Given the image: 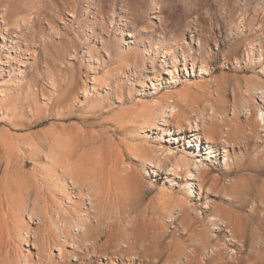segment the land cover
Masks as SVG:
<instances>
[{"label":"rangeland","instance_id":"rangeland-1","mask_svg":"<svg viewBox=\"0 0 264 264\" xmlns=\"http://www.w3.org/2000/svg\"><path fill=\"white\" fill-rule=\"evenodd\" d=\"M250 45L256 48L254 58L248 56ZM256 50L264 53V0H0V134L26 137L31 142L38 141V136L46 131L67 127L74 133L82 130L80 133H85L90 140L89 148L95 147L98 152L100 148L114 151L123 143L132 144L135 137L145 136L140 132L137 137L138 133L126 131L121 127L126 123L120 119L135 103L151 99L138 93L144 89L145 75L152 77L154 73H161V55L172 52L180 59L185 54L189 56L188 68L192 64L199 66L208 55H213L212 62H207L213 78L227 80L223 93L230 110L234 95L242 100V92L233 93V87L241 82L244 90L249 79L264 83ZM93 78L107 79L111 90L104 91L98 83L100 80L94 83ZM191 82H202V79L191 77ZM186 83L183 78L181 86ZM181 86L170 89L177 91ZM86 87L90 90L89 96L84 95ZM162 88L159 95L166 92V85ZM239 120L245 124L244 117L240 116ZM148 140L150 147L160 145L155 139ZM240 146L253 155L258 152L252 138L234 145ZM127 162L136 163L130 156ZM25 164L28 170L32 168V164ZM253 165L248 161L238 173L229 174L220 166L211 165L209 174V180L215 179L219 185L211 201L223 212L226 208L245 218V225L237 230V238L231 237L225 227L211 230L204 214L203 221L194 218L191 220L194 225L185 231L180 223L183 217L171 222L168 212H162V206L159 208L161 188L169 189L175 197L171 203L170 199L166 201L171 204H166L169 209L179 208L177 197L190 200L192 205L198 204L179 187L165 186L164 176H149L145 181L154 183L155 188L145 187L141 201L133 195L131 200L113 196L102 219L91 218V237L86 240L94 243L95 249L83 246L74 250L68 244L66 252L70 251V256L62 263L264 264L260 258L264 250L259 254L264 240V209L250 210L251 199L259 201V192L264 188V173ZM3 175L1 170L0 178ZM234 179H242L249 185L251 199L245 204L234 197L229 199L234 192L230 189ZM234 193L241 194L237 190ZM74 201V208L81 214L87 212L88 205L84 206L78 197ZM192 216L195 217L194 213ZM29 224L33 230L38 229L35 219ZM204 228L211 232V243L222 248L221 254H211V245L206 249L200 245L199 234ZM28 246L31 264H56L46 253L39 258L32 245ZM26 249L23 246V252ZM189 249L193 253L188 260L184 254L172 253H185ZM53 252L58 255L55 247ZM14 255L19 256L16 249Z\"/></svg>","mask_w":264,"mask_h":264},{"label":"bare ground","instance_id":"bare-ground-1","mask_svg":"<svg viewBox=\"0 0 264 264\" xmlns=\"http://www.w3.org/2000/svg\"><path fill=\"white\" fill-rule=\"evenodd\" d=\"M249 49L251 54L248 53V56L254 58L256 48L250 45ZM256 51V59L262 66L260 73L264 74V53L262 50ZM213 57L208 55L199 66L192 64L188 68L189 56L185 54L180 59L174 57L172 52L161 55V73H154L152 77L145 75L147 81L143 85L144 89L138 93L143 98L151 99L135 103L120 119L126 123L125 127L121 125L126 131L138 133L137 137L140 132L145 136L133 138L132 144L123 143L120 149L114 148L113 151L100 148L98 152L99 149L95 147L89 148L90 140L85 133H80L82 130L74 133L67 127L59 131H46L38 136V141L31 142L26 137L0 134V172H4L0 178V264H31L32 255L28 245L36 250V256L40 258L46 253L49 260L56 264H63L68 257V244L74 250H80L83 246L92 248L94 243L86 240L91 237V218L100 221L113 196L115 199L125 196L131 200L133 195L141 201L145 187L155 188L154 183H146L149 176H164L165 186L179 187L198 204L192 205L194 203L191 204L190 200L177 197L180 198L179 208L174 203L175 207L169 209L171 204L166 201L170 199L171 203L175 197L171 196L169 189L161 188L159 208L162 206V212H168L171 222L183 217L180 223L185 231L194 225L191 220L198 218L203 221V217L207 216V225L211 230L225 227L231 237L237 238V230L245 225V218L226 208L223 212L211 201L216 190L219 191V185L215 179L213 182L209 180V174L213 168L211 165L220 166L227 174L238 173L248 161L254 164L258 172L264 173V83L249 79L245 81L244 90L241 89V82L233 87V93L242 92V100L239 101L234 95L229 110V102L223 93L227 80L213 78V71L207 62H212ZM235 63L238 64V61L235 60ZM191 77L202 79V82L192 83ZM183 78L187 83L181 86ZM97 80H100L98 83L103 85L104 91L111 90L107 79ZM97 80L93 78L92 81ZM163 84L166 85V92L159 95L163 91ZM178 86L181 88L177 91L170 89ZM84 95H91L89 88H85ZM240 116L244 117L245 124L240 122ZM150 138L157 140L156 144L160 145L150 147L147 144ZM249 138L254 140L258 149L254 155L245 147H234ZM110 144L113 148L112 142ZM129 156L136 163H128ZM113 160H117L114 163L116 165ZM25 163L32 164V168L28 170ZM230 189L241 194L230 190L235 195L232 193L231 196L230 193L229 199L234 197L241 204L251 199L247 181L244 183L242 179H234ZM258 196L259 201L251 199L250 210L253 212L258 207L264 209V188ZM74 197H78L84 206L88 205L89 210L81 214L79 209L74 208ZM34 219L38 224L37 230H33L29 224ZM211 238V232L204 228L199 234L200 245L205 249L211 245V254H221L222 248L212 244ZM82 239L85 240L80 242ZM260 245L259 254L264 250V240L263 245ZM23 246L28 247L26 253L23 252ZM53 247L58 255L54 254ZM15 249L19 253L17 258L13 256ZM172 253L178 256L184 254L188 260L193 250ZM263 257L261 254L262 260Z\"/></svg>","mask_w":264,"mask_h":264}]
</instances>
